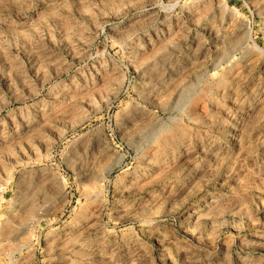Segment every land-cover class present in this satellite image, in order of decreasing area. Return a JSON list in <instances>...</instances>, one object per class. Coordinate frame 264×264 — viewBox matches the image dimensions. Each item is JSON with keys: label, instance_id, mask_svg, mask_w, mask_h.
Segmentation results:
<instances>
[{"label": "rangeland", "instance_id": "1", "mask_svg": "<svg viewBox=\"0 0 264 264\" xmlns=\"http://www.w3.org/2000/svg\"><path fill=\"white\" fill-rule=\"evenodd\" d=\"M0 264H264V0H0Z\"/></svg>", "mask_w": 264, "mask_h": 264}]
</instances>
